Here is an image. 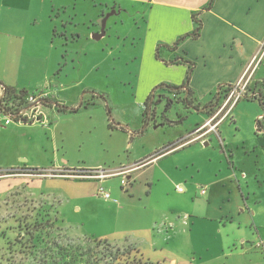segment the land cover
<instances>
[{"label":"rangeland","instance_id":"rangeland-1","mask_svg":"<svg viewBox=\"0 0 264 264\" xmlns=\"http://www.w3.org/2000/svg\"><path fill=\"white\" fill-rule=\"evenodd\" d=\"M154 44L144 5L118 0H0V72L6 68L17 91H43L50 102L27 110L29 120L21 122L26 123L23 129H4V117L0 115V144L21 146L23 154L17 165L29 164L45 171L114 170L144 159L134 173L136 180L128 179V191L122 188V176L103 181L102 186L112 195L109 200L102 196L84 200L71 197L63 188L76 189V179L70 177L55 178L54 182L61 185L45 189L38 182L44 177L28 176L35 180L32 187L25 183L9 193L5 189L18 178H3L0 264H165L144 259L130 242L109 240L110 245L98 240L105 233L137 225V221L125 222L119 216L120 209L126 207V198L135 195L140 201V195L146 197L153 182L152 203L180 209L183 192L178 189L182 187L187 192L185 180L189 173L183 160L189 150L197 160L207 162L212 158L215 169L220 157H225L221 153L225 142L234 147L249 179L256 166L261 174L264 172V164L259 165L254 153L242 143L252 137L256 128L252 114L262 109L248 98H242L239 108L220 127L208 130L204 138L165 154L172 157L185 148L180 150V167L171 162V174H162L157 163H149L154 156L192 137L188 132L209 118L203 107L215 96V92L206 97L195 93L193 104H189L183 100L184 93L176 97L165 88L156 89L169 82L151 83L155 78L178 80L181 72L153 63L163 59L166 66L174 60L175 43ZM169 54L173 56L170 60ZM182 64L187 65V77L189 65ZM50 93L55 94L54 100ZM152 93L156 103L147 119L145 102ZM168 100L173 102L169 108ZM222 101L223 97L218 108ZM64 107L68 109L60 111ZM222 115L223 112L212 124ZM261 120L264 123V117ZM205 141L209 145H204ZM144 163L148 164L143 166ZM11 169L0 167V174ZM86 181L88 186L94 184ZM247 183L264 192V182ZM136 210L141 215L140 205ZM106 247H112L114 252L120 248V258L112 261ZM128 247L134 250L126 253L124 249ZM186 250L192 257L191 248Z\"/></svg>","mask_w":264,"mask_h":264},{"label":"crops","instance_id":"crops-1","mask_svg":"<svg viewBox=\"0 0 264 264\" xmlns=\"http://www.w3.org/2000/svg\"><path fill=\"white\" fill-rule=\"evenodd\" d=\"M118 1L147 6L150 28L154 32V47L160 42L174 44L181 36L192 32L195 27L192 15L201 11L199 18L203 26L200 37L197 39L189 37L177 49L173 50L175 59L184 57L196 64L194 67L196 69L192 72L189 81V87L193 90V99L195 93L198 97L200 95L206 97L216 93L221 85H226L227 88L228 84L237 83L248 69L252 70L249 94L260 93L264 98V91L262 90L264 88V0H215L212 8L208 10L204 8L210 0ZM173 56L169 54L168 60L172 59ZM153 63L159 68H175L176 71L181 72V76L178 77V80L157 77L151 83L165 80L169 84L181 85L184 82L187 65L179 62L176 64L168 63L164 66L165 61L163 59L162 61L157 59ZM5 69L0 72V81L14 87L15 85L9 80ZM180 81L181 83H179ZM261 86H263L262 89ZM42 93L44 92L42 91ZM2 94L3 90L0 87V98ZM50 95L54 100L55 94L50 93ZM219 100L218 102H221L222 99ZM250 100L258 102L262 109L252 114L256 128L253 127L252 137L242 143L245 144L244 148L247 151L255 154L253 156H256L259 165L260 162L263 165L264 123L261 119L264 117V107L257 99ZM240 101L236 103L233 111L235 108H239ZM211 102L215 103V98ZM233 111L228 117L233 114ZM1 113L0 115L4 117L2 125L4 129L9 130L11 128L13 131L26 127V123L21 124V122L14 125L12 123L6 124V118ZM211 118L209 116L199 126L204 125ZM227 118L220 122L217 128ZM196 129L188 132V136L191 135L192 137L183 145H178L168 152L154 156L149 163H157L161 167V173L165 175L170 173L171 162H175L180 167L178 164L181 162L180 155L183 153L180 150H185V148L177 150L172 157L164 155L183 147L192 140H196L198 136L195 134ZM208 130L209 128L206 126L203 131L205 136L208 134L206 133ZM203 143L209 145L208 141ZM220 144L223 145L221 142ZM224 145L221 147V153L225 157H220L215 169H213L214 162H211L212 158H209L207 162L197 160L193 151L189 150L188 156L183 160V166L186 167V173H189V176L185 180L187 192L183 191L181 194L180 209H170L165 204L155 205L152 203L154 183L151 182L152 187L148 190L146 197L140 195V201H138L135 195H130L125 199L126 207L119 211L121 219L125 222L137 221V225L133 228L124 227V229L105 233L99 239L130 242L137 247L136 249L144 259L155 263L264 264V247H257L259 241L264 238V192L253 189L247 183L249 180L252 185L254 180L264 182V172L261 174L256 166L253 171L254 175H251L249 179L247 172L242 169L245 165L239 161L234 147L226 144V142ZM20 148L21 146L13 147V144L10 145L9 142L0 144V167L8 166L12 168L11 170L20 172L37 168L29 164L17 165L18 158L23 154ZM139 162H144V159H139L135 164ZM260 170H263L262 167ZM136 171L137 169L132 171L128 178L133 177L135 181L134 173ZM18 176H11L18 179L9 184L5 192L9 193L10 190H14L25 183L29 187L35 184V180L29 179L26 175ZM3 178L9 177H0V181ZM55 178L67 177L46 176L43 181L42 178L38 179L40 187L53 189L55 186L61 185L58 184L59 182H54ZM73 179H76L74 191L63 187L71 197L79 200H84L89 196L100 197L97 192L104 180L95 178ZM46 180L48 181L46 182ZM86 180H92L94 184L88 186ZM30 181L31 184H29ZM201 186L207 187L206 194L201 193ZM137 205L141 207V215L137 214ZM194 234L197 238V247L194 242L196 241ZM187 247L193 251L192 257L186 250Z\"/></svg>","mask_w":264,"mask_h":264},{"label":"built area","instance_id":"built-area-1","mask_svg":"<svg viewBox=\"0 0 264 264\" xmlns=\"http://www.w3.org/2000/svg\"><path fill=\"white\" fill-rule=\"evenodd\" d=\"M252 77V70L248 69L244 76L235 84H232L231 86H228L226 88L225 92V99L223 101L222 107L218 110V112L204 125L197 127L195 130V134H197V138L201 139L205 136L204 128L208 126L209 130L211 129H216L218 124L227 118L231 112L233 111L234 106L236 103L241 100L242 98H245L247 94H249V82L250 78ZM47 95L44 93H39V94H29L27 97V102L30 104V107L20 109V111H12L14 113H11V111L8 113H3L6 120V124L12 123L13 121H20V122H27L29 119L25 115V112L27 110H31L33 108L38 107L41 104H44L47 100ZM5 111V110H4ZM223 112L222 117L214 124L213 121ZM39 120V118H38ZM34 119L30 120V122H33ZM207 133V132H206ZM175 148V147H174ZM173 149V148H172ZM171 150V149H170ZM168 152V150L166 151ZM142 164H135L133 167H125L122 166L118 169L114 170H89V171H76V170H58V171H45V170H31V171H25V172H20L18 170H9L3 174H0V177H11V176H18V175H26L30 177H46V176H61V177H70V178H95V179H100V180H106L107 178H111L113 176H122V185L124 189H127V187L130 184V181L128 180V175L134 171L135 169L139 168V165ZM146 164H143V166ZM60 172L59 174H57ZM180 192H183V188L179 187L178 189ZM201 193L206 194L207 192V187L206 186H201L200 187ZM98 195L102 196L103 198L109 200L112 198V195L109 191H106V189L101 185L98 189ZM257 247H264V238L259 241L257 244Z\"/></svg>","mask_w":264,"mask_h":264},{"label":"trees","instance_id":"trees-1","mask_svg":"<svg viewBox=\"0 0 264 264\" xmlns=\"http://www.w3.org/2000/svg\"><path fill=\"white\" fill-rule=\"evenodd\" d=\"M214 1L215 0H210L209 4L204 9H207V10L211 9ZM200 13H201V11L194 13L192 15V18H193V21L195 24L194 30L192 32L180 37L177 40V42L174 44L173 50L177 49L178 46L188 37H192L194 39H197L200 37L202 26H203L202 21L199 18ZM158 52H159V50L157 51V56L159 57ZM179 62H184V63H187L189 65V72H188V75L186 77V80L181 85L162 83V84L158 85L156 87V89H159V88L164 89L165 88L168 92L173 93L176 97H178L179 94L184 93L185 98L183 100L188 102L189 104H193V100H194L193 99V90L189 87V81H190L192 72H193L194 67H195L194 62L187 60L184 57H180V58L174 59L168 63H179ZM231 85L232 84H228L227 86H231ZM225 86L226 85H221L219 87V89L216 91L215 96H214L215 103L211 102V103H208V105H205L203 107L204 108L203 110H205V112H207L208 115L211 117H213L218 112V110L220 109V108H218L219 107V104H218L219 99L220 98L222 99V97L225 99L224 94L227 91L225 89L226 88ZM0 87L3 90V94L0 98V111L2 113H8V111L9 112L11 111V113H14V112H12L14 109H15L14 111L18 112V111H20V109L30 107V104H28V102H27V97L30 94V93H28V91H26V90L17 91L16 88H14L12 86H8L1 81H0ZM153 95H154L153 93L150 94L148 96L146 102H145L144 115L147 119H148L149 110L152 108L151 107L152 104L156 103L154 101V99L152 100ZM245 98L257 99L260 102V104L264 107V98L262 97V95L260 93L247 94L245 96ZM168 101L169 102L167 103V107L169 108L173 102H171V100H168ZM46 102L50 103L48 99L46 100ZM197 108L200 109V105ZM66 109H68V108L64 107L63 109L61 108L60 111H64ZM34 170H37V168H35ZM98 240H103L105 243L109 242L108 239H98ZM108 244H110V242ZM110 245H112V243ZM62 250H63V248H62ZM132 250H134V248L132 249V247H128L127 250L124 249V251L126 253H129ZM105 251L108 253L107 256L111 257L112 261H115V260L120 258V256H119L120 251H121L120 248H117L116 251L114 252L112 247H106ZM63 252H66V250L65 251L63 250ZM106 252H104L105 255H106Z\"/></svg>","mask_w":264,"mask_h":264}]
</instances>
